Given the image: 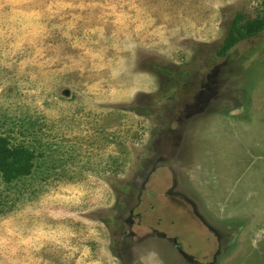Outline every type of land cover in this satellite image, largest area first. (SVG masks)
Returning a JSON list of instances; mask_svg holds the SVG:
<instances>
[{
  "label": "rangeland",
  "instance_id": "rangeland-1",
  "mask_svg": "<svg viewBox=\"0 0 264 264\" xmlns=\"http://www.w3.org/2000/svg\"><path fill=\"white\" fill-rule=\"evenodd\" d=\"M235 12L264 0H0V136L30 152L0 264H264V23L216 57Z\"/></svg>",
  "mask_w": 264,
  "mask_h": 264
},
{
  "label": "trees",
  "instance_id": "trees-1",
  "mask_svg": "<svg viewBox=\"0 0 264 264\" xmlns=\"http://www.w3.org/2000/svg\"><path fill=\"white\" fill-rule=\"evenodd\" d=\"M263 23L261 18H246L240 12H235L214 50V56L222 57L237 41L256 35ZM29 160L28 149L21 146H9L5 138L0 136V175L4 181L26 174L30 167Z\"/></svg>",
  "mask_w": 264,
  "mask_h": 264
},
{
  "label": "flooded vegetation",
  "instance_id": "flooded-vegetation-1",
  "mask_svg": "<svg viewBox=\"0 0 264 264\" xmlns=\"http://www.w3.org/2000/svg\"><path fill=\"white\" fill-rule=\"evenodd\" d=\"M162 159H164V161L163 162H165L164 164H162L163 166H166V167H168V168H170V167H172V162L169 160V159H165V158H160L159 160L161 161ZM158 160V161H159ZM173 185V184H172ZM171 185V186H172ZM171 188L172 187H170V188H168V189H166L164 192H165V195H167V196H169L170 197V199L171 200H174V199H177V195H176V193H173L172 192V190H171ZM169 199V198H168ZM183 199V201L185 202V203H180V205H188L189 207H190V209H191V211H189V213H191V216H192V218H195V219H197V221H199V223L201 222V224H203L202 226L203 227H205L206 229H207V231H210V227H208L207 225H206V223L205 222H203L201 219H198L197 217H198V215L195 213V211H194V206H193V203L190 201V200H188L187 198H182ZM182 209H184V211H181V213L183 214L184 212H186L187 210H186V208H183V207H181ZM189 209V210H190ZM186 210V211H185ZM154 232L156 233V234H159V235H161L160 233L162 232H160V231H156V230H154ZM163 233V232H162ZM163 236H165V235H163ZM175 247H178L179 248V246H175ZM179 250V249H178Z\"/></svg>",
  "mask_w": 264,
  "mask_h": 264
},
{
  "label": "water",
  "instance_id": "water-1",
  "mask_svg": "<svg viewBox=\"0 0 264 264\" xmlns=\"http://www.w3.org/2000/svg\"><path fill=\"white\" fill-rule=\"evenodd\" d=\"M163 161H164V159H162L161 161H160V160H159V161H156V162L153 164V166H152L151 169H154L156 166H159V165L164 164L165 162H163Z\"/></svg>",
  "mask_w": 264,
  "mask_h": 264
}]
</instances>
